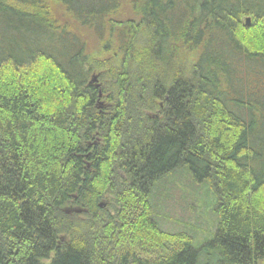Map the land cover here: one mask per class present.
Here are the masks:
<instances>
[{
	"label": "trees",
	"instance_id": "16d2710c",
	"mask_svg": "<svg viewBox=\"0 0 264 264\" xmlns=\"http://www.w3.org/2000/svg\"><path fill=\"white\" fill-rule=\"evenodd\" d=\"M184 166L215 193L202 247L150 200ZM208 250L264 259V0H0V264Z\"/></svg>",
	"mask_w": 264,
	"mask_h": 264
},
{
	"label": "rangeland",
	"instance_id": "374dc122",
	"mask_svg": "<svg viewBox=\"0 0 264 264\" xmlns=\"http://www.w3.org/2000/svg\"><path fill=\"white\" fill-rule=\"evenodd\" d=\"M85 38L92 57L100 61L108 56L101 52L92 33L85 32ZM94 75L97 80L93 83L102 85L100 73L95 71ZM98 102L99 108L105 104L104 99ZM150 200L155 219L162 229L187 232L192 237L194 247H202L212 238L217 222L212 211L215 202L214 190L208 180L196 181L187 167L178 168L159 180L152 190ZM216 259L217 254L208 250L201 254L199 261L200 264H215ZM257 264H264V259Z\"/></svg>",
	"mask_w": 264,
	"mask_h": 264
},
{
	"label": "water",
	"instance_id": "95a60500",
	"mask_svg": "<svg viewBox=\"0 0 264 264\" xmlns=\"http://www.w3.org/2000/svg\"><path fill=\"white\" fill-rule=\"evenodd\" d=\"M245 23H246L247 26H249V23H250V18H249V17H246V18H245ZM96 80H97V79H96V76L93 75V76L91 77V80H90V81H91V82H95ZM96 86H98L97 83H96ZM104 205H105V203H100V204H99L100 207H102V206H104ZM75 211H76V212H79L80 210H79V209H76ZM66 212L69 213L70 211H69V210H66Z\"/></svg>",
	"mask_w": 264,
	"mask_h": 264
}]
</instances>
